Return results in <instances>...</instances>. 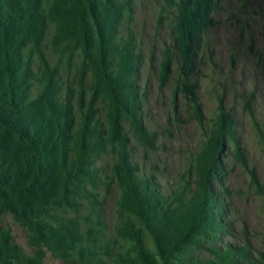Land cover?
I'll return each instance as SVG.
<instances>
[{
	"label": "trees",
	"instance_id": "obj_1",
	"mask_svg": "<svg viewBox=\"0 0 264 264\" xmlns=\"http://www.w3.org/2000/svg\"><path fill=\"white\" fill-rule=\"evenodd\" d=\"M137 1L0 0V264H44L47 254L61 264H264L246 227L244 244L224 242L236 236L229 159L245 166L246 151L222 98L178 183L163 186L155 167L136 160L138 146L157 142L143 123ZM158 1L157 22L172 38L157 68L160 86L176 72L175 93L193 103L203 126L191 78L218 0ZM257 127L264 133V120ZM102 186L105 198L118 191L111 235Z\"/></svg>",
	"mask_w": 264,
	"mask_h": 264
},
{
	"label": "rangeland",
	"instance_id": "obj_2",
	"mask_svg": "<svg viewBox=\"0 0 264 264\" xmlns=\"http://www.w3.org/2000/svg\"><path fill=\"white\" fill-rule=\"evenodd\" d=\"M137 2L132 26L145 56L143 123L157 134V142L154 150L145 151L143 146H138L136 160L147 171L155 167L153 172L163 186L178 183L193 153L204 141L222 98L224 107L234 113L246 151L245 166L234 156L229 159L225 185L230 200L228 217L234 223L236 236L225 237L224 242L244 244L246 236L242 229L246 227L254 249L264 254V133L257 127L264 120V0H218L214 13L216 24L205 34L191 78L198 86L203 126L195 119L193 103L180 92L175 93L176 72L166 85L160 86L157 68L164 47L172 44V38L166 23L157 22L159 1ZM248 100L252 110L246 107ZM251 170L255 182L263 187L262 193L256 189ZM103 190L102 186L101 219L107 224V235H111L118 191L113 189L105 198ZM5 223L11 227L16 241L31 253L27 235L19 224L10 216ZM44 264L61 262L47 254Z\"/></svg>",
	"mask_w": 264,
	"mask_h": 264
}]
</instances>
